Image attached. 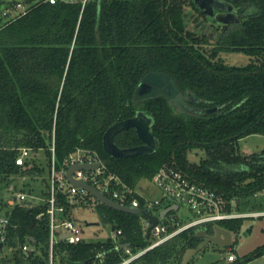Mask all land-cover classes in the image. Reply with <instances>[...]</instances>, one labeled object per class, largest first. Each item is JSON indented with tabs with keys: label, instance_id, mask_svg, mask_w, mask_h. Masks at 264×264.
<instances>
[{
	"label": "trees",
	"instance_id": "16d2710c",
	"mask_svg": "<svg viewBox=\"0 0 264 264\" xmlns=\"http://www.w3.org/2000/svg\"><path fill=\"white\" fill-rule=\"evenodd\" d=\"M23 1L27 8L14 14L21 2L0 0V174L34 170L33 163H16L22 147L45 150L50 158L55 129L60 162L77 146L92 148L132 185L152 178L164 162H176L230 197L264 189V150L248 160L237 154L240 139L264 134V0H233L241 20L212 32L189 26L186 8L199 10L194 0ZM237 52L249 63L230 62ZM150 71L174 77L184 94L196 98L193 105L218 109L179 111L164 95L134 104L138 84ZM138 110L152 117L158 149L111 155L103 146L105 131ZM115 141L121 147L142 143L135 128L122 130ZM190 147L208 156L188 165ZM101 206L123 230L122 242L135 251L148 244L140 215ZM42 208L4 210L12 220L7 245L21 246L33 235L46 253L48 219L37 218ZM243 219L221 225L239 229ZM199 243L197 230L185 229L128 264H182L187 248ZM65 247L68 264H119L128 255L112 242L59 244V250ZM25 256L19 247L0 264L22 263Z\"/></svg>",
	"mask_w": 264,
	"mask_h": 264
},
{
	"label": "built area",
	"instance_id": "2783aa9c",
	"mask_svg": "<svg viewBox=\"0 0 264 264\" xmlns=\"http://www.w3.org/2000/svg\"><path fill=\"white\" fill-rule=\"evenodd\" d=\"M50 1L55 2L56 0ZM86 1L83 0V3ZM50 150V177L48 193L44 202H35L33 200L35 196L24 189L17 192L16 196L9 201V206L12 209L16 206L43 207L37 218L42 219L43 216H46L48 219L49 238L46 253L42 249V244H39L33 235H30L28 240L21 246L7 245L12 220L10 215L4 213L0 215V244H2L0 246V258H7V256L13 254L14 250L21 247L27 256H25L24 262L17 264H68L65 258L69 256V250L66 247L59 250V244L66 243V245H69L85 241L82 234L83 228L75 219L74 210L79 209L84 203L96 204L97 201L102 203L88 189L76 185L68 179L67 172L69 168L77 164H98L95 167L76 169L74 177L95 186L105 196L120 204L138 207L142 211L159 215L166 207L174 204L178 205L176 209L168 213L170 214L179 209L181 204L184 203L189 205L195 214L187 222L174 225L162 222L168 216L167 214L150 231L149 236L153 235L155 239L136 251L132 249L130 243L122 242L123 230L115 227L112 234L119 239L114 241V247L124 249L125 253L128 254L119 264H128L146 251L185 229L209 230L211 228V230H214L216 225H221L219 222L264 214V211L242 212L237 210L236 196L230 197L225 192L198 181L176 162H164L153 174L152 179L161 188L163 196L152 200L145 195L147 190L143 189L139 183L132 185L117 172L112 171L99 151L95 149L77 146L60 162L56 154L55 129L53 130ZM38 153L33 152L30 147H22L15 161L21 166L29 164V167H31L33 164L29 158L31 155ZM143 219L148 227L150 221ZM146 231L147 229L144 230L145 234ZM104 252H99L98 256H103ZM237 259L235 252L228 255L229 262H235ZM2 264H5V262H2ZM8 264H13V262Z\"/></svg>",
	"mask_w": 264,
	"mask_h": 264
},
{
	"label": "rangeland",
	"instance_id": "374dc122",
	"mask_svg": "<svg viewBox=\"0 0 264 264\" xmlns=\"http://www.w3.org/2000/svg\"><path fill=\"white\" fill-rule=\"evenodd\" d=\"M9 2H21L16 5V14L19 11H24L25 6L23 0H6ZM188 18L192 14L197 16L195 9L186 8ZM194 19L190 21V27L195 26ZM208 31H213L207 27ZM228 60L238 65L249 63L250 58L242 53L237 52L228 56ZM237 154L248 160L255 154H260L264 150V134L253 133L238 141ZM188 165L200 163L201 160L208 156V153L202 148H187L185 152ZM30 161L35 165L32 172L18 175L4 176L0 174V215L5 213L4 210L9 208V201L13 199L17 192L25 190L33 194L35 202H44L48 193V181L50 177V158L45 150L39 151L38 154L30 156ZM139 185L146 189L145 195L154 200L163 196V192L150 177L142 178ZM236 209L242 212L264 211V189L256 192L239 193L236 195ZM99 201L96 204L84 203L79 209L74 210L75 219L83 228V238L91 243H114L119 239L113 236L112 232L117 224V221L107 219L106 213L102 210L103 206ZM4 211V212H3ZM195 216L189 205L182 203L180 208L168 214L162 222L169 225L183 224ZM142 228L147 229L146 221L140 217ZM223 224V222H219ZM234 245L231 247H223L213 242L198 250L188 264H264V253L259 254L264 248V214L251 215L244 217L242 225L239 229H232ZM147 242H152L155 238L153 235L146 238ZM205 242L199 243L202 246ZM132 247V246H131ZM8 249V248H7ZM134 250V248L132 247ZM235 252L238 261L229 262L228 255ZM258 254V255H257Z\"/></svg>",
	"mask_w": 264,
	"mask_h": 264
},
{
	"label": "water",
	"instance_id": "95a60500",
	"mask_svg": "<svg viewBox=\"0 0 264 264\" xmlns=\"http://www.w3.org/2000/svg\"><path fill=\"white\" fill-rule=\"evenodd\" d=\"M196 3L209 14L214 13L215 8L227 11V15L223 13L217 14L220 23H237L241 20L240 16L233 11L231 0H195ZM228 4V6H227ZM223 15V16H222ZM164 95L168 98L179 111H184L192 114H200L217 110L215 108H201L191 104L188 100H195L194 96L185 95L178 86L177 80L169 74L162 71L148 72L138 84L134 95V104H137L143 99ZM135 128L142 143L136 146L121 147L115 141L116 135L124 129ZM104 149L115 157H132L136 155L148 154L155 152L159 147V140L153 131V119L150 115L142 110H138L132 117L120 120L107 128L103 135ZM98 164H77L69 168L67 172L68 179L79 186L85 187L93 193L102 203L115 208L120 211L137 214L141 217L148 219L150 225L147 227L146 237H149L152 227L157 224L161 218L178 207L174 204L170 207L164 208L159 215L151 214L148 211H142L138 207H131L128 205L120 204L119 202L110 199L99 191L95 186L82 182L74 177V171L79 168L95 167ZM214 234H208V229L197 230L198 237H208V240L202 246L188 247L182 259V264H188L192 257L208 243L213 242L223 247H231L234 245L232 231L224 226L216 225ZM2 246V244H0Z\"/></svg>",
	"mask_w": 264,
	"mask_h": 264
},
{
	"label": "flooded vegetation",
	"instance_id": "af4514ba",
	"mask_svg": "<svg viewBox=\"0 0 264 264\" xmlns=\"http://www.w3.org/2000/svg\"><path fill=\"white\" fill-rule=\"evenodd\" d=\"M194 2H195V4H196V6L198 7V9L201 11H199V10H195L196 12H197V16L195 15H193L192 14V16H190L189 17V20L191 21L192 19H194V22H195V24L196 25H203V27H205V28H207V27H210V28H212L213 30L214 29H217L218 28V26H219V28L220 29H222L225 25H227V24H233V23H220L219 21H218V18H217V14H220V13H223V15L224 16H226L227 15V11H223V10H221V9H219V8H215L214 9V13L213 14H209V13H206L197 3H196V1L194 0ZM231 3H232V5H233V11L234 12H236V14L239 16V14H238V9L235 7V5H234V3H233V0H231ZM227 6H228V4H227ZM222 15V16H223ZM185 95H190V94H185ZM191 96V95H190ZM191 104H193L192 103V100L190 99V100H188ZM208 234H214V232H213V230H211V228H209V230H208ZM208 240V237H199V241H200V243L201 242H206Z\"/></svg>",
	"mask_w": 264,
	"mask_h": 264
}]
</instances>
